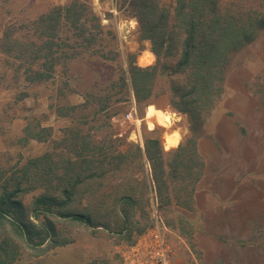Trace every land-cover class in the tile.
<instances>
[{
  "label": "rangeland",
  "instance_id": "1",
  "mask_svg": "<svg viewBox=\"0 0 264 264\" xmlns=\"http://www.w3.org/2000/svg\"><path fill=\"white\" fill-rule=\"evenodd\" d=\"M185 1L204 21L203 0ZM213 1L208 13L238 32L189 104L182 94L190 68L174 70L185 27L178 0H0V196L6 184L22 205L20 218L12 211L0 219V264H157L149 237L157 221L169 264H264V0ZM152 65L149 90L136 97L131 67ZM165 112L168 123L159 119ZM219 134L234 140L231 155L237 140L235 157L218 158ZM148 139H159L167 163L181 152L180 173L165 174L163 202ZM205 154L217 161L207 170ZM196 188L215 194L202 209ZM124 194L137 200L129 230L114 204ZM217 200L234 213L233 232L195 235ZM16 221L36 233H21Z\"/></svg>",
  "mask_w": 264,
  "mask_h": 264
},
{
  "label": "trees",
  "instance_id": "2",
  "mask_svg": "<svg viewBox=\"0 0 264 264\" xmlns=\"http://www.w3.org/2000/svg\"><path fill=\"white\" fill-rule=\"evenodd\" d=\"M207 4L213 5L212 8H214L215 10L217 8L216 3L213 0H203L201 6L203 11L202 14H205L206 16L204 21L201 20V11L199 8H192L189 10L186 9L185 0H178L177 10L175 11L176 16L180 18L185 27L181 30V34L184 36L182 42V53L176 63V67L174 68V70H181L182 72L189 70L188 77L190 79V84L188 90L182 94V97L185 98V103L189 104L193 102V99H191V97H193L194 95V90L196 91L198 88H201V91L199 93L201 95L205 93L208 86L210 85V81L213 80V78H211L213 76V73L211 72L210 67L217 64L219 58L217 54L219 53L221 46L226 43L225 40L235 37L238 32L235 25H230V21L227 23L222 21L221 13L209 14L208 10H206ZM61 9L62 7L55 8V17H58ZM197 12H199V15H197ZM51 17H53L52 14H47L42 16V19ZM260 25L261 24H259V26ZM243 32L244 34H246L247 30H243ZM147 57H149L148 61H150L151 55ZM187 68L190 69L187 70ZM156 70L157 67L155 65L148 67H131L132 80L136 97H140V93L141 91H143L142 89L145 88L147 91L149 90V80H151V76L156 73ZM187 83L188 81H186V85H184V87H187ZM187 96L191 97L187 98ZM206 96L207 95H205L204 98ZM201 104L202 103L198 102V105L195 107H199L201 106ZM166 153L167 152L163 150L159 139H148L146 141L145 154L150 164L152 182L155 184L157 196H160L162 202L164 190L167 185L165 174H177L178 172L180 173V169L178 167L179 154L181 153L180 150H175L176 154L172 159V163H167V161L165 160ZM166 164L170 165L171 167L168 173H166ZM198 179H196L195 181H197ZM6 188V184L2 185V195L0 196V219H2L7 215V213H11L12 211L14 212V215L20 218V215L22 213L19 212H21L22 205L20 202L14 200V195L12 193H9ZM64 188L66 196H70V194L72 193L71 189H68L67 187ZM68 198L69 197H67V199ZM45 200L49 199L46 198ZM136 203L137 200L135 199V197L129 194L121 195L115 201V206L117 207L120 205L122 211L124 212L122 219V229H130V223L131 221H133V218H131L132 216L130 215L128 208L130 205L134 206ZM19 207L20 209L18 210ZM58 215L66 218L70 217L73 219H79L87 223H93L90 216L81 213L72 214L71 212L59 211ZM100 222H98L100 223V226H103L106 229L111 228L110 222ZM15 226L21 233H23V231L25 233H27L28 231L30 233H36V231L32 229L33 226L30 221H27V223L24 224L16 221ZM142 231L143 230H139L140 233H142Z\"/></svg>",
  "mask_w": 264,
  "mask_h": 264
},
{
  "label": "crops",
  "instance_id": "3",
  "mask_svg": "<svg viewBox=\"0 0 264 264\" xmlns=\"http://www.w3.org/2000/svg\"><path fill=\"white\" fill-rule=\"evenodd\" d=\"M217 134H218V132H217ZM251 136L256 137L255 134L254 135H250V137ZM259 136L261 137V135H259ZM236 137L240 138V134L238 133V135H237V133H236ZM217 138H219V143H220V150L218 151L219 152L218 153V158L223 159V157H224L226 152L228 154V157H235L236 154H238V151H239L238 149L240 148V146H239V143L237 142V140L234 143V147H235L234 148V153H233V155H231L230 148H231V146L233 147L234 140L230 139V141L228 143L229 145H228L227 143L226 144L224 143V140H222L223 138H221L220 134L218 135ZM202 150H203V148H202ZM203 154H204V152H203ZM205 155H204V159H205L204 160L205 161V163H204V167L205 168L204 169L207 170L209 168V166L217 163V161H213V162L209 161V159H211V156L208 158L207 155L206 156ZM241 158L244 159V157H241ZM219 175L221 176L222 173H219L218 170H217V178L218 179H219ZM200 181L201 180H199V185H200ZM219 183H220V181L217 182V184H219ZM194 191H195L194 192L195 194H192L193 195L192 198H193V200H195L197 207L200 208V209H202L201 201H206L208 195H210L211 199H214V195L215 194L212 193V192L210 194L201 195V194H198V189L197 188ZM216 191H217V189H216ZM220 194H221V197H216V199H218L219 201L228 196V192L220 193ZM218 200L213 202V205L210 206V208H208V209L206 208V210L203 209L205 211L200 216L202 218V222L199 223L200 227H197L198 230L195 231V233H194L195 235H197L199 233H200L199 235H203V234L217 235V234H221V233L233 232V227H229L228 225H229L230 219L233 217L234 213L225 211V210L221 209L220 206L216 205V204H218V203H216V202H218ZM214 203H216V204H214ZM187 212H189V211H187ZM243 212H244V209H242V213ZM191 213H192L191 215L190 214L189 215L187 214V215L193 217L192 215H193L194 212L191 211ZM239 216L242 217V215H239ZM244 216H245V214H244ZM198 217L199 216L197 214L196 218H198ZM189 223H194V222L189 220ZM237 264H239V263H237Z\"/></svg>",
  "mask_w": 264,
  "mask_h": 264
},
{
  "label": "built area",
  "instance_id": "4",
  "mask_svg": "<svg viewBox=\"0 0 264 264\" xmlns=\"http://www.w3.org/2000/svg\"><path fill=\"white\" fill-rule=\"evenodd\" d=\"M130 116V113L127 115ZM149 237L153 240L151 245L155 249V255L153 256L157 264H169L168 263V251L170 249L169 245L167 244L163 234L161 232L160 225L157 221L156 226L153 227L149 231ZM128 248H132V246H127Z\"/></svg>",
  "mask_w": 264,
  "mask_h": 264
},
{
  "label": "bare ground",
  "instance_id": "5",
  "mask_svg": "<svg viewBox=\"0 0 264 264\" xmlns=\"http://www.w3.org/2000/svg\"><path fill=\"white\" fill-rule=\"evenodd\" d=\"M174 111H175V110H174ZM176 111H177V110H176ZM170 114H171V113H169V112H165L164 114L160 115L159 119H160L163 123H168V121H169V119H170V117H169Z\"/></svg>",
  "mask_w": 264,
  "mask_h": 264
}]
</instances>
